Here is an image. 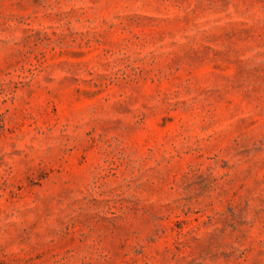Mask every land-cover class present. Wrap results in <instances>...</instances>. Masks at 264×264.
Instances as JSON below:
<instances>
[{
  "label": "rangeland",
  "instance_id": "rangeland-1",
  "mask_svg": "<svg viewBox=\"0 0 264 264\" xmlns=\"http://www.w3.org/2000/svg\"><path fill=\"white\" fill-rule=\"evenodd\" d=\"M0 264H264V0H0Z\"/></svg>",
  "mask_w": 264,
  "mask_h": 264
}]
</instances>
